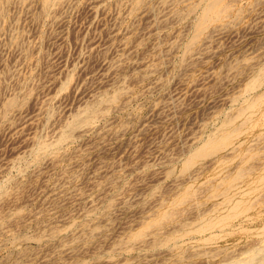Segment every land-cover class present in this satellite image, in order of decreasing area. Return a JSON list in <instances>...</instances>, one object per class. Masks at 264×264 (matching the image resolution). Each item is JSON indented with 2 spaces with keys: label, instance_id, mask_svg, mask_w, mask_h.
<instances>
[{
  "label": "rangeland",
  "instance_id": "374dc122",
  "mask_svg": "<svg viewBox=\"0 0 264 264\" xmlns=\"http://www.w3.org/2000/svg\"><path fill=\"white\" fill-rule=\"evenodd\" d=\"M37 1L38 0H33L31 7L33 11L32 14L37 10ZM129 1L131 0H105V2L103 1L104 4L102 3L103 5L100 4L101 9L100 7H98L97 9L95 8L93 11H91V8H89L88 6L86 7V5L92 3L93 0H71V7L66 8V13L64 12V23L59 25L57 28H54L55 33L51 34L49 33L51 31L48 28L47 24L41 26L36 25L31 21L32 14L30 16L27 15L26 18L24 15H21L22 19L20 18V20H18L16 16L17 14H19V12L17 9H15L17 4L15 3L13 5L16 0H0V2L3 3L9 2L6 9L8 21L5 20L0 24V77L4 70V67L8 66L7 68L17 72L16 74L19 84H27L29 80L26 79L32 78L33 80H31L29 84L30 86H34L33 94L36 95L35 98L38 100H42L43 98H52V105L54 107L56 106L54 109L57 110L56 113L58 112L57 119H66L67 116L73 113L77 107L87 102L92 95L99 94L102 91L107 90L108 88L110 89L111 86H113V80L111 81V79H115L116 77L117 80L124 77V79L127 80H125L126 82L124 83L126 85L129 84L128 86L134 90L133 94L137 95L133 100L130 101V104H128L126 109L122 111L117 110L116 112L111 113L106 120V122L109 123L108 126L115 128V130L116 128L120 127V124L123 123L124 129L121 135H118V137L116 138L103 135L102 137L105 140H98L99 143L96 141V147L91 145L89 146V144L86 145V143L84 144V142H87L88 140L89 142L92 141L95 137H97V133L100 132L94 131L93 133L85 135L83 138V140L85 139L84 141H74V143H71L67 146V150H81L83 156H80V158H75L76 160L74 159V161L72 159L69 162L71 169H73V171L78 174L77 181L74 186L66 187L60 184L59 188H61V190L57 188L58 175L56 174H58V169L52 166H47L43 162L42 164H44L45 166L43 165L44 168L41 166V172L38 173L40 176L38 175V179L35 178L33 182L30 183L31 185L29 184L30 186L28 185L27 187L29 195L27 199L28 201H24L23 204H21V207H23L24 212L33 210L32 212H37L38 214H36L40 215L41 218H43V224L40 227H44L45 224L48 225L49 223L53 224L54 222H56L58 215H64V213L66 214V212L70 216L72 214L73 219L78 221L81 218V211H83V209L89 208L87 206V203L88 205H91V201L93 200V204H95V206L99 205L100 207V204L97 203L99 201V197L102 195L105 196L106 194V196L111 195L109 194V190L114 186V190H117V192H119L117 194H121L118 195V199L124 200L128 202V204H126L125 206H116L110 211L111 214L110 212L105 213L104 211L100 214L98 212L100 209L97 210L95 222H100L99 224L101 225V228L104 227V229L102 230L105 231H102L101 235L97 237L98 239L96 240V246L94 249H92V252H90V254H93L83 255L84 257L82 256V258H86L85 260L89 261L87 262L89 264H175L176 256L171 252L169 253L165 251V245H157V250H159H156L157 252L151 251L150 248H153V246H151L152 244L145 247L141 246V249L140 247L137 248V246L133 250L131 249L127 252H116L111 250L113 244L116 243L117 240L125 239L127 235H130L131 233L139 230V228L143 227V223L147 222L152 217V212L156 211V209H159V206L162 203L172 200V198H174V196H176L181 191V188L184 187L186 183H188V176H177L176 173L174 174V172H176V170L181 165L180 161H175L179 159V155H177L179 150H181V148L187 143L189 144L190 140H192L193 137L199 136L200 132L203 134L207 133V131L211 129V125L209 124L211 123V120L217 117V114L230 110L228 109V104L225 102L226 99L228 100V96H233L238 92V90H240L241 85L243 86L245 84V81L247 82L255 67L261 66L262 68H264V0H238L236 2L231 0L233 9L239 10L241 12H239L238 17H236V15V18H231V20L233 21V25L231 27L232 29L220 35L221 37L216 39L215 42L211 43L210 47L207 46L208 48H206V51H203L204 54L201 56L200 61L196 65L191 66L189 70H186L185 73L183 71V73H180L176 68L178 59L180 58L179 48L175 47L177 52L175 50V52L172 50L173 52L171 51V54H169L170 52H168L167 54L169 55L160 58V61L157 59L159 58V56L163 55V49L166 48L167 45L172 43H175L177 45L182 37L185 38L189 31V26L187 24V27L184 26L185 23H181L180 25L176 24V22H173V25L171 24L163 30L162 28H160V31L155 30L151 25L152 19L150 18L151 16L149 12L150 9H153L154 6L155 8L160 6L159 4L163 0H144L146 2L144 3L145 5L140 6L136 11H131V13L129 12ZM118 4L120 5V7L118 6ZM119 10H125L124 13L128 11L130 15H128V13L126 12L127 14L125 13V17L123 16L124 19L122 18L123 22L120 20V22L115 23L116 16L120 12ZM13 17H15V20H17L14 24V28L10 29L8 28L7 24L9 25L11 20H13ZM126 27L128 30H126ZM10 30L14 34H17V32H19L18 35L22 39L25 48L24 50L25 52H28L26 53V58H24L25 60H20V58H18L16 54L12 53L11 49L6 47V36L11 34L9 33ZM153 30L154 32H151ZM128 31L131 33H128ZM123 34L127 38H143L142 41L144 40V44L139 48L129 45L132 48L123 51L120 45V37H123ZM51 35L52 37H50ZM177 39L178 41L175 42ZM37 45L39 48L37 47ZM26 46H28V48ZM157 47L158 49L156 50ZM34 48L35 50L33 51ZM104 50L107 52L104 53ZM120 50L122 51L120 52ZM39 52L43 54L45 59L40 58L41 54ZM103 54L105 55L103 56ZM118 55H123L126 60L125 64L122 65L119 72H117V74L114 75L113 78L110 77L111 79L101 80L100 77L105 72L104 67H106L107 62L113 61L112 59H115ZM152 59H154L155 61ZM46 60H48L49 62ZM161 60L164 63L157 72L148 76L145 81L136 84V86L130 84L127 76L131 73V71L134 70L135 67L136 71H138L139 69V71H141L144 70L146 66L155 64L156 62H161ZM46 62L47 64L50 63L48 67L46 65ZM141 63H143L144 65H142ZM242 63L245 65H243ZM140 65L142 67H139ZM246 67L248 69H246ZM67 74L71 75L72 80L70 79V83L65 89L66 91L64 90L63 93L59 94V92H57V88L59 87L60 82L63 83V79ZM124 79L122 81H124ZM163 83L166 85L160 88L161 84ZM11 93L5 92L1 94L0 99L4 98L5 96L6 98H8ZM172 99L175 101H173ZM31 100L32 99L28 100L27 105L23 109L13 110L11 113H9L11 120L15 118V122L17 123L16 118H18L19 113H21L22 117H25V119H27L26 117L32 116L34 103L33 100ZM178 100L181 102H179ZM177 102L181 103V105L179 104L180 107L175 110L171 109L172 107L174 108V105ZM263 121L264 119H262V123L260 122L257 126L250 127L247 130L249 135L264 133V126L261 127L262 125H264ZM15 122V128L14 130H12V132H9L8 129H6V123H0L1 167H3L4 164L12 161L17 155H21L25 151V144H23L22 142L26 139L31 138L30 136L39 131L42 125L41 118L32 120L27 119L22 126H18ZM16 125L18 127H16ZM202 125L204 128L202 127ZM201 128L202 130L204 129V131H202ZM19 135L20 137H18ZM248 140L249 141L244 142L239 147L244 148L245 146L247 147L249 144H251L249 145V148L252 146L256 148V150L254 149L255 151L253 150L254 152L252 151V153H254V155L257 154L258 156L260 155L261 157L253 155V157L251 158L255 160L252 161L251 158H248L249 160L247 159V161H245L243 164L245 166L250 163L255 164V166L263 164V161L262 163H259L256 162V160L259 161V159L264 158V156L262 155L264 154V151L260 150L263 147L262 145L264 144H255L254 146L250 142L251 138L248 137ZM237 153H239V151ZM174 158L176 159L174 160ZM228 158L229 160L224 163V168H226L227 171L231 170V167L233 169V166L236 167L240 165L242 162H237V160L239 161V156H229ZM208 159L209 158L201 160L199 162L201 164H196L197 166L194 165V168H191L192 171H194V169L196 170L198 167V169L206 168L204 170V173L193 182V185L201 186L204 182L202 181V179L206 180L207 178L213 179L216 177V172L213 171L209 166V168L207 167L212 158L209 160ZM169 160H171V162L173 161V163H171ZM165 161L169 162V164ZM80 167L82 169H80ZM171 169L174 172L172 175L168 174V176L166 173H168L169 170L171 171ZM223 172L224 171H221L220 173L222 174H219V176L223 175ZM16 173L17 171L14 168L12 170H9L7 173L2 174L1 178H11L13 176L12 178L22 180V178L18 177ZM28 176L23 177V180L25 178H28ZM176 176L178 177L177 179L175 178ZM174 179H176L177 182ZM200 181H202V183ZM199 182L201 185L199 184ZM98 183H101L100 185H102V188L107 187L105 189H107L108 192H103L102 190V192L104 193L103 194L100 191L94 190L92 185H96ZM173 183L174 185L172 187ZM178 183L181 184L180 187ZM107 185L110 187H108ZM105 189L104 191H106ZM153 190H155V192ZM59 191L62 200L60 201L61 203L59 204L58 210L54 207H50L46 200H48L50 196L53 195V193ZM260 192H255L256 194L253 193L250 194V196L248 194L245 195L244 198L247 199L249 197V200L247 199V201L251 202L250 204L248 202L250 208L247 204V207L244 208L247 210H242L243 214L239 213L238 215H236V217L234 216V220L233 217L229 220L230 224H233V226H227L219 230L213 229V231L217 234V237L212 240L213 242L211 240H208V242L210 241L209 243L207 241H203L204 243H200L199 241V243H197V241L195 242V236H197V234H194V232L185 233L187 234L186 238L185 236H183L185 234H183L182 236L184 238L182 237V241L184 240L185 242L186 239L189 241L192 239L190 242L186 241V243L190 244L192 241H194L192 242L194 243V247L196 245L199 250L200 246H204L201 248L210 249L212 251H214L217 247H223L225 251H228L230 248L234 249L235 252L236 250H241L250 243L255 242V240H257L259 237L254 235V231L264 223V192L263 194H258ZM99 193L102 195H100ZM74 194L81 195L80 197L82 199L77 202L72 201L70 197ZM96 194L98 195L96 196ZM206 194L207 192L205 190L203 192L201 191V193L198 192L197 194L198 197H196V200L198 202L202 201L200 203L201 205L202 203L204 204L202 206L199 205L200 209H204L208 205H210L212 201L218 200L214 199L212 196L205 197ZM82 196H84L85 198ZM259 196L262 198H260ZM68 197L71 200H68ZM93 197L98 199L95 200ZM250 197H253V199ZM63 199L65 201H63ZM254 199L258 200L256 201ZM204 200L205 202H203ZM152 201L155 204L152 205ZM157 202L159 205H156ZM40 206H44V208L42 209ZM99 207L97 206V208ZM72 208L75 211L72 210ZM47 213L49 214L47 215ZM98 213L100 214V216L98 215ZM241 214L242 216H239ZM108 215L110 216L108 217ZM193 216V214L188 216L185 221L187 223H191L193 221L194 223L196 219L193 218ZM245 216L250 217L248 218V220L251 219V222H248V220H246L243 224V226L245 227L239 226V222L242 221V218H244ZM27 223V228L24 233L25 235H28L26 237L34 238L37 229L32 226V222L28 221ZM61 224L62 223H56L55 225L63 226V224ZM170 229L171 227L168 228V230ZM11 230L13 231L14 229ZM236 230L238 231L234 232ZM206 233V231L203 232V234L205 235ZM32 241L33 240L31 239L29 240V242H23L17 247V249L23 250L26 248V250L33 249V251L35 249L37 252L38 248H40V245L37 242L35 244V241ZM0 244V247L3 245L2 248H0V264H4L3 262L5 261L6 263V258L8 254L13 251L14 247L3 243ZM205 245H207V247ZM208 245H210L211 247ZM240 246L243 247L241 248ZM186 254V257L184 256L185 260L181 261V264L184 262H189V264H202V259H199V256H193L191 255V252H188ZM221 255H223V253H220L218 256H216V258H221L223 260L227 259L228 257V255H223L226 257H221ZM40 256H42L41 253L38 260L41 259ZM98 256L101 258L99 259ZM91 258H96V261L92 260ZM63 260H65L66 263L70 262V260H68L66 256L63 257ZM37 263L39 264V262ZM49 264L55 263H52L51 261Z\"/></svg>",
  "mask_w": 264,
  "mask_h": 264
},
{
  "label": "bare ground",
  "instance_id": "6f19581e",
  "mask_svg": "<svg viewBox=\"0 0 264 264\" xmlns=\"http://www.w3.org/2000/svg\"><path fill=\"white\" fill-rule=\"evenodd\" d=\"M103 1L105 2V0H93L92 3H89L88 5L85 4V5H86V7L88 6L89 8H91V11H93L95 8L97 9L98 7H100V9H101L100 4H102ZM232 1L236 2L238 0H232ZM232 1L231 0H163L159 4L160 6H158L156 8L154 6L153 9L149 8L150 9L149 14L151 16L150 18L152 19L151 25L153 26V28L155 30L160 31V28H162V30H163L164 28H167L171 24L173 25L174 24L173 22H176V24H180V25H181V23L182 24L185 23L184 26H186V24L189 26V31H188L187 35L185 36V38L182 37V39L184 38L183 41H182V39L179 40V43L177 45L175 43H172L169 45L166 44L167 45L166 48L163 49L164 50L163 55L159 56V58L157 60H159L160 58H163L164 56L165 57L168 56L174 50L176 51V48H179L180 49V53H179L180 58L178 59V62L176 65V68L178 69V71L180 73L182 71L185 73L186 70H189V68L191 66L196 65L200 61L201 56L204 54L203 51H206V48H208L207 46L210 47L211 43L215 42L216 39L221 37L220 35H222L223 33H226L228 30L232 29L231 27L233 25V21L231 20V18L238 17V14L240 12L239 10L233 9V7L231 5ZM3 2H0V24L3 23L5 20H7L6 9L8 7L7 4L9 2L8 3H3ZM37 2H38V7H37L36 12H34L33 14H32L33 11L31 8L33 0H16V2H14V3L12 2L13 5L15 3L17 4L15 9H17L19 12V14H17V16L15 15V16L17 17L18 20H20V18L22 17L21 15H24L26 18L27 15L30 16L32 14L31 21L34 24L41 25V26L44 24H47L48 28L51 31L49 33L54 34L55 33L54 28H57L59 25L64 23V20H63V18L65 19L64 12H65V10H67L66 8L71 7V5H72L71 0H38ZM117 2H115V3H117ZM129 2H130V7L129 6L128 7L130 8V11H129L130 13H131V11L138 10V8L140 6L145 5L144 3H146L144 0H131ZM119 4H118V6L120 7ZM153 4H151V5H153ZM105 7H107V6H105ZM122 11H120L117 14L115 23L120 22V20L122 21L124 19L123 16L125 15V13L126 12L128 13V11H126L125 13H124V11L123 12ZM128 15H130V14L128 13ZM126 17H127V15H126ZM12 19L13 20H11L10 23L8 22L9 25L7 24L8 28H10V29L14 28V24L17 20V19L15 20V17H13ZM133 19H134V16H133ZM141 20H142V18H141ZM149 23H151V22H149ZM130 27H132V26H130ZM116 28H117V26H116ZM126 30H128L127 27H126ZM129 31H128V33H131ZM7 32H8V30H7ZM151 32H154V30ZM9 33H11V34L6 36L7 37L6 47L11 49L12 53L16 54V56H18V58H20V60L26 58V53H28V52H25V50H24L25 48H24L22 39L18 35L19 32H17V34H14L10 30ZM127 35H129V34H127ZM50 37H52V35ZM120 38H121L120 39L121 40L120 45H121V47H122L121 49H123V51H125L127 49H131L132 47H136V48L138 47L139 48V47H142V45L144 44V40L142 41L143 38L142 39L141 38H130V37L127 38L124 36V34H123V37L121 36ZM177 41H178V39L175 42H177ZM180 42H181V47H180ZM129 45H132V47H130ZM26 47L28 48V46H26ZM37 47H38V45H37ZM145 48H146V46H145ZM157 49H158V47L156 48V50ZM34 50H35V48L33 49V51ZM121 51L122 50H120V52ZM29 52H30V48H29ZM105 52H107V51L104 50V53ZM168 52H170V53L167 54ZM124 53H126V52H124ZM104 55L105 54H103V56ZM139 56H141V55H139ZM126 57H127V55H126ZM40 58L45 59L43 54L40 55ZM112 60L113 61H111V62L108 61L109 63L107 62L106 67H104L105 72L103 71L104 74L101 75V77H100L101 80H103V79L107 80V79L113 78L114 75H116L117 72H119L122 65L125 64V62H126L123 55H118V56H116L115 59H112ZM152 60H154V59H152ZM46 61H48V60H46ZM152 63H153V61H152ZM163 63L164 62L161 60V62H158V63L156 62L155 64H151V65L146 66L144 68V70H141V71H139L140 69L138 71H136L135 70L136 67H135L134 70L131 71V73L127 76L130 84L136 86V84H139V83L145 81L148 76L157 72L159 70V68H161ZM246 63H247V61H246ZM49 64H47V62H46L47 67ZM141 64L144 65L143 63H141ZM243 65H245V64H243ZM7 67H4V70H3L1 77H0V95L5 93V92H10V93L12 92V93L10 94V96L8 98H6V96H5L4 97L5 99L4 98L0 99L1 100V103H0V123H6L5 124L7 126L6 129H8L9 132L10 131L12 132V130H14V128H15L14 122L16 120H15V118L11 120L9 113H11L13 110L23 109L27 105L28 100L32 99L33 103H34V110L32 109L33 110L32 116L26 117V118L28 120L41 118L42 125H41V127H40L41 129L39 131L35 132L32 136H30L31 138L26 139L23 142L21 141L23 144H25V147L23 145V147L25 148V151L23 153L21 152L22 153L21 155H17L12 161L8 160L9 162L8 163L6 162L7 164H4L5 167L0 166L1 167L0 168V243L12 246V247H14V249H16V250L13 249V251L10 252V254H8V256L6 258V263L7 264H38L37 262H39V264H49L52 261V263L54 262L55 264H89V263H87L89 261H86L85 260L86 258L83 259L82 256L93 254V253L90 254V252H92V249H94L96 246V240L98 239L97 237H99L101 235L102 231H105V230H102V229H104V227L101 228V225L99 224L100 222L99 223L95 222V216H96L97 210H99V209L101 210V211L100 210L98 211L100 214H101V212L103 213V211L105 213L106 212L108 213L118 205L125 206L126 204H128V202L121 200V199L120 200L118 199V195H121V194H117L119 192H117V190H114L115 189L114 186L110 188L109 194H111V195H109V196H106L107 194L105 196H103L102 194L99 193L100 195H102L99 197V199L97 198L99 200L97 203L100 204V207H99V205H97L99 208H97V206H95V204H93L94 203L93 200L91 201V205H88V203H87V206L89 208H87V206H86L87 209H83V211H81V213H80L81 218L78 221L73 219L72 214L70 216L66 212V214L64 213V215H62V214L58 215L56 222H54L53 224L49 223L47 225L44 222V224H45L44 227H40L43 224L42 223L43 218H41L40 215H37L38 214L37 212H36L37 214L34 213L35 211L32 212L33 210L29 211V212H24V209H23V207H21V204H23L24 201H26V202L28 201L27 199H28L29 195H28L27 187L31 182H33V180L35 178L38 177V175H39L38 173L41 172V169H42L44 164H46L47 166H52V167H55L58 169V174H56V175H58L57 176V184H58L57 188L60 187V184L63 186H66V187L67 186H74L76 181H77V175L78 174L75 173V171H73V169H71L69 162L72 159L74 161L75 158H80V156H82V151L81 150H67L66 149V148H68L67 146L71 143H74V141H79V140L84 141L85 140V139L83 140L84 136L88 135L90 133H93L94 131L95 132L100 131V132H98L97 135L94 133L97 137H95V135H94L95 138L92 141L89 142V140H88L87 141L88 143L84 142V144L86 143V145L89 144V146L91 145V146L96 147L95 146L96 141L98 142V140H102V139L105 140L102 137L103 135H107L108 137L110 136L112 138H116V137H118V135H121V133L124 129V124L123 123L120 124V127L116 128V130H115V128L108 126L109 123L106 122V120L111 113L116 112L117 110L122 111V110L126 109L128 104H130V101L133 100L134 97H136L137 95L133 94L134 90L128 86L129 84L126 85L124 83L127 81L126 79H124V77L120 78L119 80H117L116 79L117 77H116L115 79H111V81L113 80V86H111L110 89L108 88L107 90H104L99 94L92 95L90 97V99H88L87 102H85L84 104H81L79 107H77L73 113H71L69 116H67L66 119L63 118L64 120L63 119L60 120V119H57L58 112L56 113L57 110L54 109L56 106L54 107L52 105V102H51L52 98L51 99H48V98L44 99L43 98L42 100L36 99L35 98L36 95L33 94L34 86H32V85L30 86V84H29L31 82V80H33V79L32 78L26 79V80H29L28 83L21 85L18 83L17 74H16L17 72L12 71L11 69H9ZM139 67H142V66L140 65ZM237 69H239V68H237ZM246 69H248V68L246 67ZM79 70H80V68H79ZM67 73H68V71H67ZM92 73H94V72H92ZM120 73H121V71H120ZM248 73H249V71H248ZM125 78H126V76H125ZM202 78H203V76H202ZM70 79L72 80L71 75L67 74L65 76V78L63 79L64 80L63 83L60 82L59 87L57 88L58 90L56 89L57 92H59V94L63 93V91L67 88V85H69V83H70ZM123 79H124V81H122ZM47 80H49V79H47ZM36 82H38V81H36ZM91 85H92V83H91ZM164 85H166V84H164V83L161 84L160 88H162ZM144 91H146V90H144ZM202 91H204V90H202ZM228 97H229L228 100L226 99L225 102L228 104V109H230V110L227 112H222V113L217 114L218 116L213 118L211 120V123H209L211 125V129H209L207 131V133L203 134L200 132V135L197 137H193V139L190 140L189 144L185 143L186 145H184L181 148V150H179V152L177 154V155H179V157H178L179 159L175 160L176 158H174L175 161H180L181 165L176 170V172H174L171 169V171L169 170L168 173H166L167 175L168 174L172 175L174 172V174L176 173L177 176L178 175L179 176H188V181L186 179V181L188 183H186L184 185V187L181 188V191L176 196H174V198H172V200H170L168 202H164L162 200L164 203H162L160 201L162 203L159 206L160 208L158 207L159 209H156V211L152 212V217L147 222L143 223V227L139 228V230H137L136 232L131 233L130 235H127V237L125 239L117 240V242L113 244L111 251L127 252L131 249L133 250L137 246H138L137 248L140 247V249H141L142 247L148 246L150 244H152L151 246H153V248H150L151 251H156L158 249L156 247L157 245H165V251H167L169 253L171 252L176 256L175 264H181V261L185 260L184 259L185 254L188 252L189 253L191 252V255H193V256L194 255L199 256V259L200 258L202 259V261H201L202 264H264V223L258 229H256L254 231L255 232L254 235L259 237V238L257 240H255V242L250 243L249 245L244 244V245H247L244 248H242L243 246L242 247L240 246L242 249L236 250V252L234 249H230V248L228 251H225L223 247H217V248L215 247L216 249L214 248L215 250L212 251L210 249L201 248L204 246H200L199 247L200 250H199L196 245L194 247V243H192L194 241H192L190 244L186 243V241H189L187 239L185 242H184V240L182 241L183 236H185V238L187 237L186 236L187 234H185L187 232H194V234H197V236H195V242L197 241V243H199V242L201 243L203 241L208 242V240L212 241L215 237H217L216 236L217 234L213 231V229L219 230V229H222V228L227 227V226L228 227L233 226V224H230L229 220L232 217L234 220V216L236 217V215H238L239 213L243 214L242 210L247 207L248 202H249V204L251 203L250 201H247V199L249 197L247 199L244 198L246 194H248L250 196V194H253L255 192L256 193L260 192V191L264 192V158L259 159V161L256 160V162H259V163L260 162L262 163V161H263V164H261V165L255 166V164L250 163V164H247L245 166L243 163L245 161H247L248 158L250 159L251 157H253L254 153H252V151L254 149L256 150V148H254L253 146L249 148V145H251V144H249L247 147L245 146L244 148L239 147L244 142L249 141L248 137L251 138L250 142L254 146H255V144H258V145L264 144V133H260V134H256V135H249V133L247 132V130L250 127L257 126L261 122V120L264 119V68H262L261 66L255 67L254 71L249 76L247 82L245 81V84L243 86L241 85L240 90H238V92L235 93L233 96H228ZM40 98H41V96H40ZM173 101H175V100H173ZM179 102H181V101H179ZM179 102L175 103L174 108L172 107L171 109H174V110L178 109V107H180L179 104L181 105V103H179ZM60 111H62V110H60ZM157 115H159V114H157ZM16 119H17V123L16 122L15 123L18 126L24 125L25 121L27 120V119H25V117L24 118L22 117L21 113H19L18 118H16ZM31 124H29V125H31ZM17 125H16V127H18ZM263 126L264 125H262L261 127H263ZM202 127H203V125H202ZM98 128H99V130H98ZM31 129H32V127H31ZM201 130H202V128H201ZM202 131H204V129ZM263 131H264V129H263ZM23 132H24V130H23ZM15 135H16V133H15ZM18 137H20V135ZM102 142H104V141H102ZM262 146H261L262 148L260 150L264 151V145H262ZM238 151H239V153H237ZM240 152H242V153H240ZM256 155H254V156H256ZM262 155L264 156V154H262ZM229 156H231V157L232 156H239V161L237 160V162L238 163L240 161H242V162L240 165H238V166L235 165L236 167L233 166V169L231 167L230 168L231 170L227 171L226 168H224V163L229 160V158H228ZM259 156L257 155V157H259ZM207 158H209V159L212 158V160L210 161L209 165H207V167L209 166L210 168H212L213 171L216 172V174H215L216 177L213 179L212 178H207L206 180L202 179V181H204V182L203 183H202V181H200V182L203 185H201L199 182V184L203 187L202 188L199 185L198 186L193 185L194 184L193 182L197 178H199V176H201L204 173V170L206 168L198 169L199 168L198 167L196 170L194 169V171H192L191 168L196 164H201L199 162L201 160H205ZM251 159H252V161L255 160L253 158H251ZM169 161L171 162V160H169ZM43 162H44V164H42ZM165 162H167V161H165ZM231 162H229V163H231ZM167 163L169 164V162H167ZM171 163H173V161ZM75 165H77V164H75ZM200 167H202V166H200ZM14 168L17 171V173H16L17 176L21 177L22 180H19L17 178H12L13 176L11 178H1L2 174L7 173L9 170H12ZM80 169H82V168L80 167ZM221 171H224L223 175L219 176V174H222V173H220ZM25 176H28V178H25L23 180V177H25ZM177 176L175 177L176 179L178 178ZM7 177H9V176H7ZM176 179H174V180H176ZM172 181H173V179H172ZM176 182H177V180H176ZM109 183H110V181H109ZM100 184L99 183L96 185L93 184L92 185L93 189L96 191H100L101 193L108 192L107 189H105L107 187H103L106 190V191H104V189L102 188V185H100ZM103 184H105V183H103ZM173 185H174V183L172 184V187H173ZM178 185L180 187L181 184L178 183ZM108 187H110V186H108ZM59 189L61 190V188H59ZM102 190H103V192H102ZM204 190L207 192V194H209V195L206 194L205 197H211L212 196L214 199H216V200L218 199V200L212 201V203L210 205H208L206 208L200 209L199 205H201L200 203L202 201L198 202L196 200L197 199L196 197H198L197 196L198 192L201 193V191L203 192ZM153 191L155 192V190H153ZM26 192H27V194H26ZM263 192H260L258 194H261V193L263 194ZM97 195L98 194H96V196ZM200 195H202V194H200ZM80 196L81 195H79V194H76V195L74 194L70 198L72 199V201L77 202L80 199H82ZM152 196H153V194H152ZM82 197H84V196H82ZM70 198L68 200H71ZM93 198L95 200H97L95 197H93ZM250 198L253 199V197H250ZM260 198H262V197H260ZM21 200H22V202H21ZM61 200H62V198L60 197V191H59V192L53 193V195L50 196V198L46 201L50 207H54L55 209H58L59 204L61 203L60 202ZM159 200H161V199H159ZM254 200L257 201L258 199H254ZM63 201H65V200L63 199ZM153 201H156V200H153ZM153 201H152V205L155 204V203H153ZM188 201H189V203H188ZM147 202H149V201H147ZM203 202H205V200ZM254 203H255V201H254ZM71 204H72V202H71ZM157 204H158V202L156 203V205ZM202 205H204V204L202 203ZM78 206H79V204H78ZM76 207H77V203H76ZM81 207H83V206H81ZM38 208H39V206H38ZM41 208L43 209L44 206ZM73 208H72V210L75 209V208L74 209ZM249 208H250V205H249ZM69 210H68V212H69ZM245 210H247V209H244L243 211H245ZM44 211H46V210H44ZM44 211H42V212H44ZM78 211H80V210H78ZM222 211H224L225 213ZM71 212H73V211H71ZM99 213H98V215L100 216ZM39 214H41V213H39ZM48 214L49 213H47V215ZM110 214H111V212H110ZM192 214L194 215L193 218L196 219L195 222L193 223V221H192L191 223H189V222L187 223L185 221L186 218ZM242 214L239 216H242ZM38 216H40V217H38ZM109 216L110 215H108V217ZM248 218H250V217L245 216L244 218H242V221L239 222V226L245 227V226H243V224L246 220H248ZM28 221L32 222L33 223L32 226H34L37 229V232H36L34 238L26 237L28 235H25V233H24L26 228H27V224H28L27 222ZM252 221H253V219H252ZM248 222H251V219L248 220ZM56 223H62L63 226H57L58 224L55 225ZM169 227H171L170 230H168ZM236 227H238V226H236ZM11 229H14L15 231L13 230L14 231L13 232ZM238 230H240V229H238ZM238 230H236L234 232H237ZM204 231L207 232L206 235L203 234ZM183 234H185V235H183ZM163 235H165V236H163ZM228 235H230V234H228ZM31 239L33 240L32 242L35 241V244L37 242L40 245L39 246L40 248H38L37 252L35 249H34V251H33V249L32 250L31 249L26 250V248L23 250L17 249V247L19 245H21L23 242H29V240H31ZM188 239H189V237H188ZM221 239H222V237H221ZM211 245H213V244H211ZM2 246L0 248H2ZM205 246L207 247V245H205ZM208 246H210V245H208ZM160 247H162V246H160ZM221 248H223V249H221ZM113 249H115V250H113ZM146 249H149V248H146ZM157 251H159V250H157ZM222 251H224V252H222ZM40 253L42 256H40L41 259L38 260ZM220 253H223V255H228L227 259H223V260L221 258H219L221 260L217 259L216 256H218ZM107 255H108V253H107ZM110 255H111V252H110ZM223 255H221V257ZM64 256H66L68 258V260H70L69 263H66L65 260H63ZM223 257H226V256H223ZM93 258H91V259L96 261L95 260L96 258L95 259H93ZM100 258L101 257H99V259ZM94 261H92V262H94ZM3 263L6 264L5 261ZM182 264H189V262L188 263L184 262Z\"/></svg>",
  "mask_w": 264,
  "mask_h": 264
}]
</instances>
